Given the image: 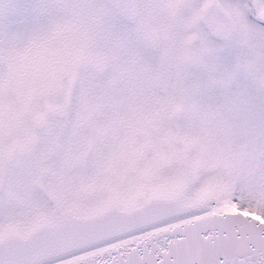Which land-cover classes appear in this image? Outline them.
Masks as SVG:
<instances>
[{
	"label": "snow or ice",
	"instance_id": "obj_1",
	"mask_svg": "<svg viewBox=\"0 0 264 264\" xmlns=\"http://www.w3.org/2000/svg\"><path fill=\"white\" fill-rule=\"evenodd\" d=\"M0 264H264V0H0Z\"/></svg>",
	"mask_w": 264,
	"mask_h": 264
}]
</instances>
